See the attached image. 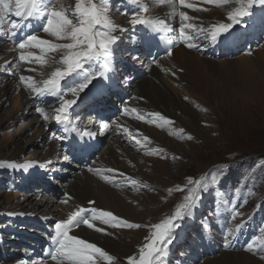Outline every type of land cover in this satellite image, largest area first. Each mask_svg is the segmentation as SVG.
<instances>
[{
  "label": "rangeland",
  "instance_id": "rangeland-1",
  "mask_svg": "<svg viewBox=\"0 0 264 264\" xmlns=\"http://www.w3.org/2000/svg\"><path fill=\"white\" fill-rule=\"evenodd\" d=\"M190 1L198 8H203V13L207 15H214L216 12L214 7L211 11L207 9V3H205L204 0H189V2ZM59 2L64 6L71 17L76 0H59ZM96 2H99V0H96ZM228 3L235 9L239 6L240 0H228ZM166 4L167 0H164V2H161V0H138L137 3H132L130 0H108V15L112 23H122L120 25L122 28L120 29L124 30L118 29L113 33L118 39L112 46L113 55L110 61L111 71L107 73V79H101L93 88L97 91L108 90L109 87L113 86L120 88L119 80H122L123 76L121 67L124 64V58L130 62L132 61L139 64L140 68H144V61L147 59V62L157 63V67H160V65L168 66L165 70L159 68L157 82H153V80L150 79L151 91L153 93L156 92L158 97L163 96L170 106L173 103L181 106L184 104V101H191L196 104L199 114L196 115L194 119L189 117L184 119L189 121L190 126L199 122V125L203 129L201 133L192 131L193 129L191 127L182 126L181 122L176 118L170 119L166 117L165 119L169 120L170 123L164 124L159 118H154L144 110L138 111L137 114L128 117L129 110L125 104L123 113H121L117 119L111 120L108 123L110 126L108 125L107 128L100 126V128L94 131L87 129L93 135L86 136L83 139L78 136L84 148L78 150L75 160H72L69 156V158L65 160L64 156L67 155H63L60 151L53 157L52 162L46 163L47 165L42 164L39 160L41 158L39 155L42 153L44 154L46 150V142L43 143L44 136L41 132V124L43 121L46 123L45 136L54 138L60 134V130H63V135L59 136L58 139H54H57L61 145L62 142H66L70 139V136L67 137L69 132H65L63 125L57 124L54 121L53 109L59 104H56V100L53 101L52 99V103L47 108H44L49 119L45 121L41 116L42 122L40 121L37 123L39 113L36 112L33 98V95L37 94L27 89L30 96L28 102H31L34 107L31 113L29 109H26L27 103L22 99L21 90L15 88L7 92L3 84V80L6 76L13 77V81L17 80L19 84H22L19 80L21 75L32 77V75L25 74L19 69L25 61L19 62V58L14 59V62L20 65L18 74L15 75L8 74L9 72H7V69L0 65V165H3L0 166V264H11L14 262V258L21 257L20 251L27 244V237H29L31 232V226L28 222L33 221L37 224L40 219L53 223L59 221L57 216L51 219V216L48 217L44 215V211L38 210V206L36 205L38 199H42L44 196L58 199L49 204L51 208L56 207L57 201L62 202L68 195L64 194L65 186H63V184L73 183L78 180L82 182L81 184L87 181L95 190H98V179H85L81 177L86 171L83 164L84 161H82L80 157L82 154H87L88 151L92 149L96 152L92 158L94 163L96 155H99L98 158L100 159V156L103 155L102 153L105 150L108 151L111 146H113L116 151L120 149V156L118 159L125 169L137 173L138 171L135 168L138 166L139 171L145 174V177L142 178L144 181H148L146 176L153 178L164 172H169L174 175V186L177 185L179 189L187 184L188 177L199 179L201 176H206L209 187L199 197L192 215L185 219L189 220L194 218L205 229H209L214 233L215 231L211 229L210 219L215 217L214 214H216L218 208L220 210L223 208L221 212L224 221L227 222L228 228L232 233L237 231V225H242L239 229H243L244 233L246 229L253 234L258 232V234L260 233L259 237L261 240H264V233H262L264 232V98L262 97L263 99H261L259 103H251L247 100L242 101L233 93L227 92L225 94L226 97L222 98L221 110H217L214 106L201 108L199 102H202L204 97L195 91L197 89L196 84L201 80L204 81V79H209L213 83H220V81H217L219 80L218 77L222 79L224 76L236 77V79L240 80L242 78L250 80L253 74L258 75V78L264 77L261 67L259 68V65L255 64L253 60L250 59L251 57H249L255 52L262 57L260 53L264 50V6L254 5L251 9V15L244 18V23L234 26L232 30L222 35L214 42L215 47H213L212 41H203V38H201L203 34H198V32L192 30L193 32L191 31L189 33L193 38L188 42L193 43L195 46L185 49L183 41L178 39L179 25L176 23L169 24L166 22L168 24V29L162 31L158 30L162 35L158 34V31H148L145 34V32L141 31H145L147 28L144 26L133 27L130 24L131 14L134 11H138L140 7L147 6L148 12L144 13V15L152 18V15ZM125 13H127V15H125ZM165 18L166 17H159L157 20H164ZM152 19L156 20V17ZM196 19V21H203L200 17ZM225 21L230 23V21L228 22L226 19ZM43 22V20H37V25L34 28V33L37 36L41 33L43 34ZM193 24L196 26L201 25L198 22H193ZM152 33H156L159 40H161L160 37L163 35H171V39L174 43L172 45L167 44L171 54L173 51H175V54L169 57L171 54L168 55L167 53L169 52H167L158 59L154 54L146 55V52H143V54L140 53L141 61L138 63V61L135 60L138 52L136 53L135 51L140 49L141 37ZM156 34H153L154 43L156 42ZM20 35V33L17 34L18 37ZM164 37V40H166V36ZM51 40L55 43L70 42L68 40H57L55 37H52ZM21 41L22 40H16L15 44L18 45ZM235 43L237 47H239V50L231 55L228 52H234L237 47L232 50L228 49V46H224L234 45ZM222 47L224 48L219 55L213 54V52L217 53L218 50L220 51L218 48ZM178 48L188 53L187 58L191 60V62H179L177 55L181 53V50ZM14 52L16 55L17 50H14ZM201 52L205 56L209 55L210 58H216L219 62L218 65L225 64L228 61H236V66L234 65L233 67L235 69H233L230 64L229 67L228 65L224 67L218 76L210 75V70L205 67V64L203 65L202 61L204 60L201 58ZM41 54V52H35V55ZM60 55L61 53H49L50 57L60 58ZM18 56H20V54H18ZM229 57L231 58L228 60L227 58ZM8 58L9 57L5 53L1 57L2 60ZM126 59L124 60L127 61ZM25 63L32 69H35V71L37 69V73L42 67V65L36 63L34 60ZM15 66L16 64H10L8 69H14ZM85 67L90 68V70H100L99 65L93 68L92 65L86 64ZM234 71H236V75H233ZM125 74L124 83L127 84L125 88L131 93L129 98L130 101V99L134 98V90L137 83L128 86L134 79L132 73H130L129 76L128 71H126ZM143 76L149 78L150 75L146 73ZM144 77L135 81L139 82ZM32 80L34 83L36 82V85L40 84L38 86H42L39 78L32 77ZM69 80L71 79H68V85L70 86L72 81L70 82ZM245 80L244 82H246ZM9 83L7 85H9ZM72 86H74V84ZM62 88L67 92L64 81L62 82ZM216 91L220 90L213 89V95L214 97L217 96L220 100L222 96L220 95L219 97ZM82 96H84V94H82ZM117 97L119 98V96ZM65 98L71 99V93L67 92ZM93 98L94 97H92L90 101H92ZM88 99L89 97L84 98V100ZM80 106L84 108L87 104L81 102ZM191 106L193 105L191 104ZM125 109L128 111H125ZM181 112L180 109L179 112L176 111V113L179 114H182ZM17 116L19 118L14 119ZM78 116H81L79 118L80 121L83 119L85 122H88L90 116L95 121L105 122L101 118H98L97 114L93 113L91 106L85 113L78 114L76 118ZM127 117L132 118L140 126L141 130L138 126H133L138 133L126 126V124H128L126 120ZM79 120H76L77 127ZM23 124L27 125V128L24 133L17 136V131ZM78 129L82 132L85 130V126H80ZM69 134L72 135L75 133ZM189 136H191L192 139H188ZM16 137L19 139L17 140ZM61 137H63V139H61ZM116 138L121 141L123 147H120L119 141L115 140ZM137 141H140V143H137ZM152 144L158 148L153 147ZM180 144H185V146L182 148ZM64 148L65 147L62 145L61 149ZM19 149L23 150V153H21L22 159L19 160L22 163L20 162L21 164H19L17 162L18 160H16V163H18V165L30 164L31 166L27 168V170H24L23 167L10 168L7 166L8 163L13 162V152ZM41 165L44 166L41 167ZM51 165H56L61 173L50 179L45 185L36 181V185L32 186V178L23 173V171L30 172L45 180V178L42 177V172L52 170L53 166ZM108 170L109 169H107V171ZM116 170H114L115 172H110V174L121 177L120 174H117L119 172H116ZM54 171H56V169ZM213 176L216 177L215 181L212 180ZM50 177V175L46 176V181H48ZM98 178L103 179L101 176ZM124 179L125 178L119 179L121 181L120 184L117 186L114 185L113 189H117L118 192H129L131 198L133 197V199L129 201L130 203L134 204V206L147 203V208L151 207L152 209L148 211L155 212L153 215H149V218H145L142 223H138L141 227L134 229L138 231V234H134V239H136L135 242H128L130 246L128 255H118L119 253L110 254L113 260L110 262L106 261L108 264H128L127 257L129 256L138 259L139 249L147 243L151 237V225L171 215L174 212L175 206L181 203L183 197L187 194L186 190L179 191L178 189H167L166 191H162L158 189L157 186L159 185V181L156 180L150 182L152 183V187L156 186L154 189L142 182L140 184L136 183V185L133 186L128 180H125L128 184L124 185ZM58 180L62 183H59ZM17 181H20V184L23 186L16 185ZM105 183L111 184L109 181ZM13 185L16 186L13 188ZM59 187L62 188L61 191ZM141 190L145 191V198H140L139 192ZM59 191L61 192L60 194ZM55 194H58V196H55ZM158 194H160V204L148 199V195L157 196ZM14 209L18 211L15 213L12 212ZM137 211H141L140 207ZM86 217L91 220V213L85 214L84 218ZM25 218L28 222L24 220ZM98 223L102 222L97 221V224ZM184 224L185 223L181 222L180 226L175 231L174 238L181 233V228ZM82 226H84V224L81 221L78 226L72 229L77 230ZM20 227H22V230H20ZM109 228H111V226ZM125 228L126 227H117L116 230H124ZM126 230L132 229L126 228ZM118 234L122 235L119 231ZM254 247L256 248L252 252L249 250H244L242 252L222 250L221 253L214 255L215 257L205 258L200 262L193 259V255L198 254V249L189 248L186 250V253L190 258L191 264H264V244L257 241V245ZM202 255L203 253L200 255V258ZM7 256H10L8 260ZM166 263L172 264V261Z\"/></svg>",
  "mask_w": 264,
  "mask_h": 264
},
{
  "label": "snow or ice",
  "instance_id": "snow-or-ice-1",
  "mask_svg": "<svg viewBox=\"0 0 264 264\" xmlns=\"http://www.w3.org/2000/svg\"><path fill=\"white\" fill-rule=\"evenodd\" d=\"M107 2L108 0H99V2H96V0H76L74 11L70 17L59 0H0V34H5L6 20L12 14L23 20H29L30 18L32 20H43V33L49 34L57 40L70 41L69 43H55L49 39H42L35 34L28 35L25 40L19 42V49L24 50L34 47L40 49L42 54L35 55L32 52L25 54L21 51L19 56L21 61L34 60L36 63L44 65L48 62L45 59L47 53H61L59 64L62 67H56L50 76L43 80L42 86L36 85L31 76L21 75L19 80L26 89L31 90L38 96L48 95L57 98L59 106L54 109V121L63 125L65 132H74L81 139L93 134L87 129L80 132L76 124V120L79 118L73 119L72 110L77 106L82 94L87 95L86 90L91 91L90 86L95 87L94 81L107 79V73L111 71L112 46L118 39L113 34L118 29L108 15ZM130 2L137 3L138 0H130ZM161 2H164V0H161ZM204 2L207 4H227L228 0H204ZM167 3L172 6L174 15L177 14V3L180 7L186 9L196 7L189 0H167ZM254 5L264 6V0H240L239 6L227 14L230 23L212 24L210 29L200 28L198 32L203 34L204 39L216 42L222 35L232 30L234 26L243 24L244 18L251 15V9ZM147 12V6L140 7L138 11H134L131 14L130 24L133 27L144 26L152 32L168 29V24L165 20L149 18L144 15ZM178 16L181 21L178 39L187 43V47L192 48L195 45L188 42L193 38L189 35V30L196 29L197 26L189 23L193 18L186 11H179ZM22 26L20 22L11 20L8 23L7 32L15 36L16 31ZM28 26L31 27V24ZM160 39L164 40L165 37L161 36ZM166 42L169 45L174 43L172 39H168ZM169 54H171L170 51ZM86 64L92 65L93 68L99 65L100 70L93 72L90 68L85 67ZM66 78L71 79L74 86H69ZM62 81L65 82L67 92L71 93V99L65 98L67 92L61 86ZM125 111L128 110L125 109ZM36 112L41 114L45 121L49 119L42 107H37ZM151 115L159 118L164 124L170 123L160 113H152ZM104 127L107 128L108 125L105 124ZM188 139H192V137L189 136ZM137 143H140V141H137ZM68 158V156H64L65 160ZM7 166L10 168L23 167L27 170L31 165L8 163ZM43 166L41 165V167ZM92 170L91 168L89 169V171ZM108 171L111 172L113 170L109 169ZM103 179H108V177H103ZM215 179L216 177L213 176L212 180L215 181ZM187 181L186 185L178 189L179 191H187L183 201L175 206L171 215L151 225V237L139 249V258L127 257L128 264H163L168 246L172 243L176 229L185 218L192 215L199 197L209 187L206 176H201L199 179L188 177ZM136 183L135 180L132 181L133 186ZM89 203L94 204L95 202L89 201ZM87 213H91V220L84 218ZM92 220L101 221L104 225H111L112 228L126 227L135 229L141 227L139 224L117 217L111 211L99 210L95 207L90 209L81 207L76 211H72L66 219L56 221L53 224L49 233L51 238V251L49 252L51 260L57 262V264H97L98 257L109 262L112 261L113 257L95 243L78 238L76 235H70L72 228L78 226L81 221L96 232H105L104 228L96 227L91 222ZM240 227L242 225H237V230ZM256 240L264 244V240H261L259 236L256 237ZM225 246H230L227 240ZM248 250H253L252 244H249ZM18 264H23V262H18Z\"/></svg>",
  "mask_w": 264,
  "mask_h": 264
},
{
  "label": "bare ground",
  "instance_id": "bare-ground-1",
  "mask_svg": "<svg viewBox=\"0 0 264 264\" xmlns=\"http://www.w3.org/2000/svg\"><path fill=\"white\" fill-rule=\"evenodd\" d=\"M190 3H193V2L190 1ZM213 7L216 10L214 15H207L206 13H203V11H202L203 8H200V7L198 8L197 6L193 9H186V8H182V7L180 8V6L177 3V5H176L177 14L174 15L172 6L169 3H167L158 12L153 14L152 18L156 17V20H157V18H159V17H166L164 20L167 23H169V24H175L176 23L180 27L181 21H180V18L178 16V12L179 11H186L189 14V16L193 18L192 20L189 21V23L198 22L199 24H201V25H198L196 29H192V30H195L196 32H198V29H200V28L205 29V30L210 29L212 24L227 23L225 21V19L229 22V20L227 18V14L229 11L234 10V8L231 7L230 3H227V4L217 3V4H210V5L207 4V6H206L207 9H210V11H211V9H213ZM201 14H203V15H201ZM199 17L202 18L203 21H201V22L196 21L197 20L196 18H199ZM116 24H118V25H116ZM116 24L115 25L117 26V29L122 28V27H120V25L122 23L118 22ZM192 30H189V32H191ZM198 34H199V32H198ZM189 35H191V34L189 33ZM39 37H41L42 39H49V40L52 39V37H50L46 33L39 34ZM201 38H203V41L206 40V39H204V37H201ZM212 43H213V47H215V43L214 42H212ZM183 45L185 46V49L189 48V47H187L185 42H183ZM178 49L181 50L180 48H178ZM21 51H23V52L25 51L26 54L28 52H32L33 54H35V52H41L40 49H37L34 47H29V48H26L24 50H21V49L18 50L17 51L18 53L16 52V55H15L13 48H11L9 44L0 43V65L3 68L7 69V72H9L10 74H14V75L18 74L19 69H21V71L23 73L30 74V75H32V77L39 78L40 83H42L43 80L47 79L50 76L51 72L54 71L56 67H62V65L59 64L60 58L53 57V56L50 57L49 53H47L45 56V59L48 62L46 64L42 65L41 69L39 68L40 70L38 71V73L36 72L37 69L35 71V69H32L25 62H23L22 66L20 67L19 63L17 65V63L14 62V59L19 58L18 54H20ZM174 52L175 51H173L169 57H171L173 54H175ZM4 53L9 57L6 60L1 59V57ZM260 54H262V57H260V55L256 52L253 53L249 57H251L250 59L253 60V62L255 64L259 65V68L261 67V69L263 70V73H264V50ZM187 56H188V53L186 51L181 50V53H179L177 55V59L179 60V62H183V63L184 62L185 63L191 62V60H189L187 58ZM201 58L204 60V61H202L203 65L205 64V67H207L210 70V72H211L210 75H217L218 76L220 74V72L223 70V68L226 67L227 65L229 67L231 64L232 68L234 67V65L236 66V61H228L225 64L218 65L219 62L216 58H213V57L210 58L209 55L205 56L202 52H201ZM230 58L231 57H229L227 59L229 60ZM147 60L144 61L145 63H144L143 67H144V69H147V71H148L147 75L148 74L150 75L149 78L144 77L139 82H136L134 80L128 85V86H131V85L137 83L136 88L134 90V98L135 99L134 98L130 99V101L126 103V107L129 110V116L128 117H131L132 115L137 114L138 111H142V110H144L145 112H148L149 114L160 113L163 116L165 115V118L166 117H168L170 119L176 118L177 120H179L181 122L182 126L188 127V128L191 127L193 129L192 131L197 132V133H201V130H203V129L199 125V122L195 123L193 126H190L189 121L184 119V118H188V117L194 119L196 117V115L199 114L198 109H197L198 106H196V104H194L191 101H184V104L181 105L183 107L178 106L179 104H176V103H173L170 106V105H168L166 100L163 98V96L158 97L156 95V92L153 93L151 91L150 79L153 80V82L154 81L157 82L159 68L165 70L168 68V66L166 67L165 65L164 66L160 65V67H157V63L156 64L151 63L150 61L147 62ZM20 61L21 60L19 59V62ZM10 64H12V65L16 64L15 68L14 69H12V68L8 69V66ZM233 69H235V68H233ZM233 75H236V71H234ZM258 77L259 76L256 74H253V76L250 80H245V78H242L240 80V79H236V77L232 78L229 76H224V77H222V79L220 77H218L219 80H217V81H220V83H217V82L213 83L209 79H204V81L201 80L199 83L196 84L197 89L195 90L198 94H200L201 96L204 97L203 101L199 102L201 104V108L214 106L215 109L221 110L222 98L226 97L225 94L227 92L233 93L238 99H241L242 101L247 100L248 102H251V103H254V102L259 103L260 100L264 98V77H260V78H258ZM13 80L14 79L11 76H6L4 78L3 84L5 85V90H7V92L12 90V89H15V88L21 90L22 99L25 103H27L26 109L27 110L29 109V111L31 112V110H33L34 107H33L31 102H28L30 99V96L28 94L27 89L23 86V84H19V82L17 80L16 81H13ZM244 80L246 82H244ZM9 82L13 83V84H10ZM8 83H9V85H7ZM38 85H40V84H38ZM125 85H127V84H125ZM213 89H217V90L219 89L220 90V91H216V93L218 94L219 97H220V95L222 96L220 99L221 101L219 100V98L217 96L214 97ZM82 97L86 98L87 96L84 95ZM191 104L193 106H191ZM58 106L59 105H57V107ZM179 109L182 111L181 112L182 114L176 113V111L179 112ZM139 113H141V112H139ZM53 115H54V113H53ZM80 117L81 116H78V118H80ZM128 117L126 118V120L128 121V124L125 123L126 126L129 128H132V130L134 132L138 133V131H136L133 126H138L139 129L141 130L140 126L132 118H128ZM18 118L19 117L17 116L14 119H18ZM154 118H157V117H154ZM40 121H41V115L39 114V117L37 119V123ZM43 122L41 124V132L44 136L43 143L46 142V150L44 151V154L42 153L41 155H39V157H41L39 160L42 162V164H46L48 162L50 163V161L52 162L53 157L61 151L62 145L59 143V141H57V139L50 138V136L44 135L45 130H46V123L45 122L43 123ZM100 123H101V121H95L93 118H91L89 116L88 122H85L83 119L81 121L79 120L78 127H80V126L84 127L85 126V129H89V130L94 131V130H97V128H100ZM26 128H27V125H25V124L21 125L19 130L17 131L16 135L18 136V135H21L22 133H24ZM185 137H187V136H185ZM16 139L18 140L19 138L16 137ZM195 139H196V137H195ZM115 140L119 141L120 147H123V145L119 139L116 138ZM43 143H42V145H43ZM152 146L158 148L157 146H155L153 144H152ZM180 146L183 148L185 146V144H180ZM21 153H23L22 149H19L18 151L13 152V158H12L13 162L12 163H15L17 165H18V163L19 164L22 163L21 161H19L20 159H22ZM119 153H120V149L116 151L115 148L113 146H111L108 151L105 150L102 153L103 155L100 156V159L98 158L99 155H96V160H95L94 164L91 166V169L99 170V171L96 170L98 174L90 173V171L88 172L87 170H85L86 172L83 175H81V177H83L85 179H94V178L98 179V181H99L98 187H97L98 190H95L94 187H92L87 181L83 184H81L82 182L79 180L75 181L73 183H69V184L64 183L63 184V186H65L64 194H68L67 197L64 196L65 198L63 197L64 200L62 202L57 201V206L51 208L49 204L51 202L58 200V199H55V198L49 197V196H44L42 199H38V201L36 202V205L38 206V210L44 211L45 212L44 215L48 216V217L51 216V219L54 218L55 216H57L58 220H63V219H66L67 216L70 215L72 211H76L81 207L89 208V209L92 207H95L99 210L111 211L117 217L126 218L130 221L136 222L137 224L142 223L145 220V218H149V215H153L155 211H148V210H152V209H151V207L147 208V206H146L147 203H141L140 206H134V204L129 202V201H131V199H133V197L131 198V194L129 192H126V191H119L118 192L117 189H113L114 185L117 186L120 184L121 181L119 179L125 178L123 181L124 185L128 184L125 182V180H128L131 183L133 180H135L137 183L140 184L142 182L143 184L151 186V188H154L156 186L152 187V183H150V182L153 180L154 181L156 180V181H159V185L157 186L158 189H160L162 191H166L167 189L176 190V189H178V186L177 185L174 186V181H173L174 175L172 173H169V172H164L161 175H157L153 178H151L150 176H146L148 181H144L142 178L145 177V174L143 172L139 171L138 166L135 168L138 172L134 173V172H131V171L125 169L121 165V163L118 159L120 156ZM16 160H18L17 161L18 163H16ZM107 169H112L113 171L117 169L116 172L118 171L119 173H117V174H120L121 177H117L118 175L114 176V175L110 174V172H108ZM167 174H169V175H167ZM99 176H101L102 178L108 177V179H99L98 178ZM106 181H109L111 184L105 183ZM59 183H62V182L59 181ZM143 187H144V185H143ZM163 188H166V189H163ZM144 193H145V191H142V190L139 192L140 198H145ZM46 195H48V194H46ZM150 196L151 195H148L149 200H151L153 202L156 201V203L160 204V199H159L160 194H158L157 196H155V195L151 196V197ZM65 201H67V202L65 203ZM89 201H94L95 203L90 204ZM139 207L141 209L140 212L137 211ZM143 209H144V211H143ZM16 211H18V210H15V209L12 210V212H14V213ZM91 222L96 227H99V228L106 227V228H104L105 232H96L94 229H90L86 225H84L77 230L72 229L70 231V235H76L78 238H82V239H85L89 242L95 243L98 247L103 248L109 254L119 253L118 255H124V256L128 255V253L130 252V246H129L128 242L131 243V241H133V242L136 241V239H134V234L137 235L138 231H135L134 229L126 230V228H125L124 230H118L119 232L122 233V235H120V234H118V231L116 230V228H113V229H112V227L109 228L111 225H104L103 223L97 224V221H95V220H92ZM36 264H40V263L37 262ZM44 264H57V262L49 261V262H46ZM97 264H108V262H106V260L103 258H97Z\"/></svg>",
  "mask_w": 264,
  "mask_h": 264
}]
</instances>
